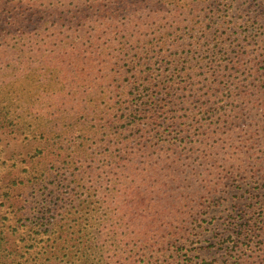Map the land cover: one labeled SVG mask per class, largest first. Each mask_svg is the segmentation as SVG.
Returning a JSON list of instances; mask_svg holds the SVG:
<instances>
[{
	"label": "rangeland",
	"instance_id": "1",
	"mask_svg": "<svg viewBox=\"0 0 264 264\" xmlns=\"http://www.w3.org/2000/svg\"><path fill=\"white\" fill-rule=\"evenodd\" d=\"M0 264H264V0H0Z\"/></svg>",
	"mask_w": 264,
	"mask_h": 264
}]
</instances>
